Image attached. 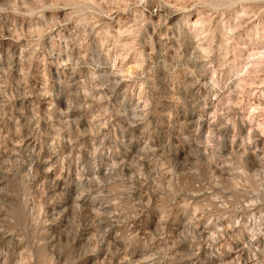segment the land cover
Wrapping results in <instances>:
<instances>
[{
	"label": "clouds",
	"instance_id": "obj_1",
	"mask_svg": "<svg viewBox=\"0 0 264 264\" xmlns=\"http://www.w3.org/2000/svg\"><path fill=\"white\" fill-rule=\"evenodd\" d=\"M0 264H264V0H0Z\"/></svg>",
	"mask_w": 264,
	"mask_h": 264
}]
</instances>
